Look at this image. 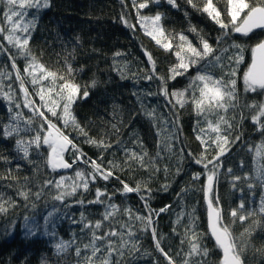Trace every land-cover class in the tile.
Listing matches in <instances>:
<instances>
[{
    "label": "snow or ice",
    "instance_id": "1",
    "mask_svg": "<svg viewBox=\"0 0 264 264\" xmlns=\"http://www.w3.org/2000/svg\"><path fill=\"white\" fill-rule=\"evenodd\" d=\"M164 2L173 9L182 10L178 0H164ZM121 3L125 4V0H121ZM131 3L136 13V23H132L124 13L121 14V22L133 31L139 25L158 47L166 52H173L176 57V63L169 67L167 76L159 75L156 73L152 54L144 50L151 67L143 79L160 81L159 92H149L146 95H162L169 104H172L173 108L177 105L184 108L190 103L197 116L194 131L197 133L196 139L202 145V151L199 156H193V159L196 164L203 167V175L206 176V184L201 191L205 193L210 236L215 241V247L222 253L218 264H247L246 253L250 247L254 248L255 253L264 259V246L255 248L252 244V237L257 229L264 231V195H261L259 206L254 208H246L242 200L236 208L230 210L229 222H225L222 215L223 210L220 207L219 197L212 195L221 166L220 158L242 136V133L232 136L235 128L242 125L246 119L243 111L237 113V110L247 108L253 112L250 119L256 126V130L264 135V102L241 105L240 92L237 87L239 67L245 63V51H250L251 60L242 75L243 91L245 93L264 92V38L259 39L250 49L235 38L237 34L247 39L257 30L264 32V0H224L223 11L217 7L214 0H184V4L193 11L206 14L219 26L220 34L216 37L215 46L191 23L187 31L194 34L196 44H193L183 31L168 32L162 24L165 18L164 13L157 11L154 15L141 14V10L149 8L150 5L159 6L161 0H131ZM0 4L4 6L2 19H0V37L9 46L6 47L3 42H0V56H6L11 67L9 71L8 64L0 65V99L7 102L9 114L7 122L0 123V137L14 139L15 152L30 164L36 163L30 159L31 152L35 151L40 155L41 149L46 148L44 167L53 172L59 169H70L80 163L86 165L85 169L76 168L71 177L60 176L59 179H44L35 192L27 187V183L31 180L25 177L26 183L17 190V194L28 202L32 197L40 200L46 189H54L55 194L51 196V199L60 202L64 207H71L72 205L67 204L66 201L77 196L79 198L73 203L78 204L82 209H87L90 205L103 207L97 219H90L85 211H81L79 219H72V223L80 226L81 236L73 232L72 238L65 240L59 237L55 230L54 221L61 209L53 205L52 211L44 217L43 228L44 235L55 241L52 245L54 255L61 257L72 250L75 264H127L126 256H133L140 251L138 232L151 231L155 251L163 258L164 264H207L211 250L202 242L205 234L196 231L195 209L188 214L191 222L185 227L184 239L181 240V245L187 243V250L185 251L182 247L176 253V257H180L177 261L176 257L171 254V249L165 251L162 247L163 237L157 235V230L153 226V216H159L160 213L167 211V207L158 211L152 209L149 204L152 189L147 183L136 182L135 185H130L116 174L118 171H134L136 168L150 170L152 173L160 171L156 167L155 158L149 157L147 151L143 149L142 141L138 138L133 140V143L141 148L140 152L124 147L122 161L112 159L105 162V153L113 146L112 143L105 136L99 139L90 136L87 129L74 115L73 105L78 99L89 96V90L97 86V80L92 79L90 83L84 85L77 83L75 75L77 69L73 68L68 56L64 58L65 71L56 72L47 69L32 53L30 39L38 25V14L51 7V0H0ZM32 9L36 10V14L28 18L29 10ZM184 16L189 17L186 10H184ZM9 48L15 51L12 52ZM119 55L121 53H115V56ZM69 56L75 58V49L69 53ZM19 58L25 61L22 70L17 64ZM202 64L203 70L199 67ZM209 65L211 68H219L221 74L214 76L209 70ZM125 68L115 69L121 79L127 78ZM191 68H196L197 71L189 78L188 85L184 89L170 92L168 82L179 76H185ZM79 71H83V68ZM5 81L10 83L6 85ZM13 84L18 85L20 97H17V89L13 87ZM27 84L32 86L33 92H29ZM33 93L39 98V103ZM22 109H27L29 115L26 116ZM155 111V109L146 110L144 115L154 121ZM202 122L206 127H201ZM120 123L122 121L111 125L114 134L120 133ZM172 123L179 127L178 114ZM68 129L83 136V142L98 149L99 155L96 158L89 157L74 142V138H70ZM168 139L171 140L172 137ZM116 144L123 146V142L119 139ZM213 146L216 155L208 159L206 153ZM165 147L171 151L172 145L165 144ZM249 150L255 152V175H245L243 179L255 181V183H248L247 187L250 190L257 184L264 188V140L255 145L254 149ZM65 153L71 154V163L65 159ZM159 155L160 153L157 152L156 157ZM189 155L193 154L189 153ZM0 160L10 163L9 158L5 156H0ZM19 167L20 165H17V169ZM39 171L40 166L37 164L34 172ZM164 171L167 173L168 168L165 167ZM180 171L181 169L177 168L176 175H179ZM227 171L229 174L232 173L231 168ZM201 175L202 173H195L192 179L199 180ZM8 178L9 176L0 177V179ZM112 179H115L121 187L109 192L107 182ZM241 179V176H233V187H235V181ZM97 181H104L105 186L96 187L94 198L86 199L85 194L92 190V186ZM167 188V184L162 185L163 190L166 191ZM132 193L139 196L146 214H141L138 210L134 211L127 205L115 203L117 195L127 196ZM10 207H15V202L4 200L0 196V213L6 214ZM32 207H36L35 203ZM183 215L181 213L178 216L177 223H180ZM121 217H127V219H121ZM254 217L259 218L253 219ZM249 219L252 220L251 224L244 228L239 237L234 236L232 225L237 221L243 224ZM49 225H52L51 231L48 230ZM39 227L40 225L36 224L33 217H24L27 236H36ZM81 237L86 239V242H82ZM41 264H48L47 259H42ZM154 264H160V259H156Z\"/></svg>",
    "mask_w": 264,
    "mask_h": 264
},
{
    "label": "trees",
    "instance_id": "2",
    "mask_svg": "<svg viewBox=\"0 0 264 264\" xmlns=\"http://www.w3.org/2000/svg\"><path fill=\"white\" fill-rule=\"evenodd\" d=\"M178 3L182 10L173 9L164 0H161L159 6L150 5L149 8L141 10V14L154 15L157 11L164 13L165 18L162 20V24L168 32L183 31L193 44H196L197 40L194 34L187 31L189 23H191L215 46L216 37L220 34L219 26L206 14L193 11L192 8L184 4V0H178ZM214 3L223 11L224 0H214ZM125 4H122L121 0H51V7L38 14V25L30 39L31 51L47 69L56 72L65 71L64 58L68 56L73 68L77 69L76 82L81 85L90 83L92 79L97 80V86L89 90V96L78 99L72 110L90 136L97 139L105 136L112 143L113 146L105 153V162L112 159L122 161L124 147L140 152L141 148L133 143L136 138L142 141L143 149L147 151L149 157L155 158L156 167L160 169L158 172L152 173L150 170L136 168L134 171H118L116 174L130 185H135L136 182L147 183L152 189V198L149 201L152 209L158 211L167 207V211L160 213L159 216H153V226L157 230V235L163 237L161 244L165 251L171 249V254L176 257V253L182 247L185 251L187 250V243L181 245V240L184 239L185 227L191 222L188 214L195 209L196 231L205 234L202 237V242L211 250L207 264H218L222 254L215 247L209 234L205 193L201 191L206 184V176L203 175V167L196 164L193 159V156H199L202 151V145L196 139L197 133L194 131L197 116L190 103L184 108H180L178 105L173 108L172 104H169L162 95H146L149 92L158 93L160 81L143 79L151 67L147 62L144 50L146 49L152 54L155 60V70L159 75L167 76L169 67L176 63V57L173 52H166L158 47L155 41L141 31L138 26L133 31L121 22L120 17L124 13L132 23H136V13L131 0H125ZM3 8L4 6L0 4V19H2ZM184 10L189 13L188 18H185ZM35 14L36 10H29L28 18ZM224 18L227 19V17ZM235 38L250 49L259 39L264 38V32L256 31L247 39L240 36ZM0 42L9 47L2 37H0ZM228 42L231 43V41ZM73 49H75L74 59L69 56ZM9 50L15 51L11 48ZM117 52L121 55L115 56ZM244 55L245 63L240 65L237 74L241 105L264 102V92L245 93L243 91L242 75L247 64L250 63L251 53L245 51ZM4 64H8V70L11 71L7 57L0 56V65ZM17 64L22 70L25 64L24 59L19 58ZM117 67L125 68L126 79H121L120 74L115 70ZM199 67L203 70V64ZM80 68H83V71H79ZM209 70L214 76L221 74L219 68H211L210 65ZM196 71V68H191L185 76H179L175 80L169 81V91L184 89L189 83V78L194 76ZM8 83L10 82L5 81L6 85ZM26 86L30 93L33 92L30 84ZM13 87L17 89V97H20L18 85L13 84ZM34 98L39 103V98L35 96ZM151 109L156 110L154 121L144 115L146 110ZM241 110L246 119L232 132L233 137L242 133L241 139L232 144L220 158L221 166L216 190L213 193L214 196L219 197L225 222L230 220V210L236 208L242 200L246 208H254L259 206L261 195H264V188L259 184L251 190L247 187L248 183H255L254 180L243 179L245 175H255V152L249 149H254L255 145L260 144L264 140V135L256 130V126L250 119L253 112L242 108L238 109L237 113ZM22 111L26 116L29 115L27 109H22ZM176 114L179 116V127L172 123L176 119ZM8 115L7 102L0 99V123L7 122ZM117 121H122L119 125L120 133L114 134L111 125ZM201 127H206V125L202 122ZM67 131L70 133V138H74V142L89 157L96 158L99 155L98 149L83 142V136L71 129ZM169 137L172 139L169 140ZM118 139L123 142V146L116 144ZM14 144V139L0 137V156L8 157L10 160V163L0 160V177L9 176L8 179H0V196L4 200L15 202V207H10L6 214L0 213V264H41V260L45 258L48 264H75L72 250L61 257L54 255L52 245L55 241L44 235V217L49 211H52L53 205L59 207L61 211L56 214L55 230L63 239L69 240L72 238L73 232L81 236L80 226L72 223L73 218L79 219L80 212L85 211L90 219H97L99 213L103 211V207L90 205L87 209H82L78 204L73 203L79 196L69 198L66 203L72 206L64 207L60 202L51 199V196L55 194L54 189H46L40 200H35V197H32L30 201L26 202L17 194V190L25 185V177H29L31 180L30 183H27V187L35 192L44 179H59L60 176L71 177L76 168L85 169L86 165L77 164L71 173L59 175L44 167L46 148L41 149L40 155L32 151L30 159L36 163L30 164L15 152ZM165 144L172 145L171 151L165 147ZM157 152L160 153L159 157H156ZM189 153L193 155L190 156ZM206 155L208 159H212L216 155L214 146L208 149ZM66 158L71 163L70 153ZM37 164L40 166V171L35 173L34 169ZM17 165H20L19 169H17ZM165 167L168 168L167 173L164 171ZM177 168L181 169L179 175H176ZM229 168L232 169L231 174L227 171ZM198 172L202 173L200 179L193 180V175ZM233 176L242 177L241 180L235 181V187H233ZM165 184L168 185L166 191L162 189V185ZM104 186V181H97L92 186V190L85 194V198L93 199L95 188ZM119 187L121 185L115 179L107 182L109 192ZM33 203L36 205L35 208L32 207ZM115 203L127 205L134 211L138 210L141 214H146L143 202L135 193L127 196L117 195ZM181 213L184 215L180 223H177V218ZM25 216L33 217L36 224L40 225L36 236L26 235ZM258 218L254 217L253 219ZM121 219H127V217H121ZM251 222V219L243 224L237 221L232 225L233 235L239 237ZM48 230H52V225L48 226ZM138 237L141 244L140 251L133 256H126L127 264H154L158 258L160 264H164L163 258L155 251L151 231L138 232ZM81 240L86 242L83 237ZM252 244L255 248L264 246V231L257 229L253 234ZM176 259L179 261L180 257H176ZM246 261L247 264H264V259L257 255L252 247L246 253Z\"/></svg>",
    "mask_w": 264,
    "mask_h": 264
},
{
    "label": "water",
    "instance_id": "3",
    "mask_svg": "<svg viewBox=\"0 0 264 264\" xmlns=\"http://www.w3.org/2000/svg\"><path fill=\"white\" fill-rule=\"evenodd\" d=\"M257 31H259V30H257ZM237 36H239V34H237ZM69 153H65V159L67 160V155H68ZM70 163V162H69ZM74 167H75V165L73 166V168H70V169H59V170H57L56 172H54V173H56V174H59V175H62V174H68V173H71L72 171H73V169H74ZM216 186H217V182L215 183V185H214V187H213V193H214V191L216 190ZM213 193H212V195H213ZM204 199H205V196H204ZM205 204H206V207H207V203H206V200H205ZM207 220H208V216H207ZM208 231H209V228H208ZM210 234V233H209ZM212 240L214 241V239L212 238ZM214 243H215V241H214ZM222 254V253H221Z\"/></svg>",
    "mask_w": 264,
    "mask_h": 264
},
{
    "label": "rangeland",
    "instance_id": "4",
    "mask_svg": "<svg viewBox=\"0 0 264 264\" xmlns=\"http://www.w3.org/2000/svg\"><path fill=\"white\" fill-rule=\"evenodd\" d=\"M135 16H136V14H135ZM138 26V28L141 30V31H143L140 27H139V25H137ZM144 32V31H143ZM59 237H61L62 238V236H59Z\"/></svg>",
    "mask_w": 264,
    "mask_h": 264
}]
</instances>
